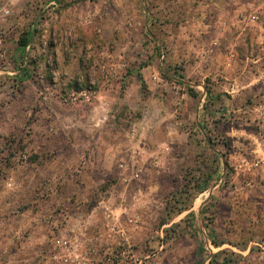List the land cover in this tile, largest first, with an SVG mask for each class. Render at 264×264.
I'll return each instance as SVG.
<instances>
[{
    "label": "rangeland",
    "instance_id": "374dc122",
    "mask_svg": "<svg viewBox=\"0 0 264 264\" xmlns=\"http://www.w3.org/2000/svg\"><path fill=\"white\" fill-rule=\"evenodd\" d=\"M0 6V264H264V0Z\"/></svg>",
    "mask_w": 264,
    "mask_h": 264
},
{
    "label": "trees",
    "instance_id": "16d2710c",
    "mask_svg": "<svg viewBox=\"0 0 264 264\" xmlns=\"http://www.w3.org/2000/svg\"><path fill=\"white\" fill-rule=\"evenodd\" d=\"M31 36V32H28L21 36V38L19 39V47L21 49L22 54L26 51V47L30 42Z\"/></svg>",
    "mask_w": 264,
    "mask_h": 264
},
{
    "label": "built area",
    "instance_id": "2783aa9c",
    "mask_svg": "<svg viewBox=\"0 0 264 264\" xmlns=\"http://www.w3.org/2000/svg\"><path fill=\"white\" fill-rule=\"evenodd\" d=\"M10 14L9 9L0 6V16H7Z\"/></svg>",
    "mask_w": 264,
    "mask_h": 264
},
{
    "label": "crops",
    "instance_id": "0c3cea01",
    "mask_svg": "<svg viewBox=\"0 0 264 264\" xmlns=\"http://www.w3.org/2000/svg\"><path fill=\"white\" fill-rule=\"evenodd\" d=\"M176 80H178V79H176ZM180 81V80H179Z\"/></svg>",
    "mask_w": 264,
    "mask_h": 264
}]
</instances>
